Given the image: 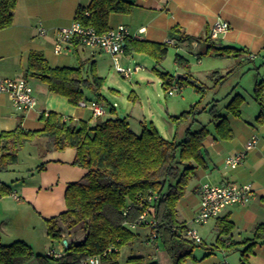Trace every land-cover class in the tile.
<instances>
[{
    "label": "trees",
    "instance_id": "16d2710c",
    "mask_svg": "<svg viewBox=\"0 0 264 264\" xmlns=\"http://www.w3.org/2000/svg\"><path fill=\"white\" fill-rule=\"evenodd\" d=\"M15 3L16 0H0V30L12 25ZM133 8L126 0H92L87 7L77 8L74 21L101 34L109 29L111 14H129ZM172 32L179 34V29L173 28ZM178 40L195 39L180 35ZM195 41L205 44L207 50L211 49L218 57L231 56L235 60L225 75L219 76L215 71L208 76L216 86L224 83L235 67L249 61V53L243 49L221 47L209 37ZM73 45L80 46L76 42ZM168 48L165 43L128 38L124 53L150 56L155 62L153 70L165 85L167 75L157 67L166 57ZM83 68L82 64L75 68L51 67L41 53H31L25 76L44 83L49 92L67 98L72 106L86 98V91L99 102L103 78L93 67L87 71ZM191 79L187 75L185 82L193 85L197 93L204 94L205 86ZM263 92L264 80L256 81L253 99L259 103ZM215 102L208 111L200 110V102H197L178 116H170L177 129L185 127L182 136L172 140L164 138L152 124L135 132L123 116L97 118L90 126L86 121H74L54 112L41 113V129L27 131L17 127L0 134V172H8L17 163L19 152L36 139L46 140L47 152L75 151L73 164L85 170V175L68 185L65 211L46 220L51 245L66 241L58 264H81L82 260L94 256H100V264H117L120 249L133 245L140 237L137 230L143 228L150 231L147 239L150 233L156 232V240L172 264H184L188 259L195 260L192 254L199 245L184 236L186 226L177 220L176 207L194 178L196 168L205 167L202 142L209 135L205 125L192 129L197 122L195 116L208 112L218 138L229 140L233 136L227 120L217 109L218 101ZM243 102V97L235 94L225 110L232 117H240ZM262 117L260 113L256 121L261 122ZM41 169L42 164L36 171ZM141 216L144 221L136 223ZM217 228L219 234L227 235L233 227L223 218ZM223 246L230 249L232 245L227 239ZM49 261L46 255L35 254L22 241L0 242V264H50ZM129 262L157 264L144 262L141 257H130Z\"/></svg>",
    "mask_w": 264,
    "mask_h": 264
},
{
    "label": "crops",
    "instance_id": "0c3cea01",
    "mask_svg": "<svg viewBox=\"0 0 264 264\" xmlns=\"http://www.w3.org/2000/svg\"><path fill=\"white\" fill-rule=\"evenodd\" d=\"M43 1L47 2L16 0L12 10V25L0 30V78L25 79L37 101L34 109L18 112L13 108L9 96L0 94V134L17 127L27 131L39 130L42 128L40 114L48 112L74 121L88 122L83 117V112L72 106L67 98L49 92L44 83L34 78H26L25 73L30 54L41 53L51 67L75 68L82 64L85 71L93 67L101 77L98 72L101 62L104 61L101 54H106L99 49L81 46L75 48L70 44L64 45L61 53L54 51L57 31L70 26L74 22L77 8L87 7L92 0H61L59 23L45 29L41 25L37 27L32 18V14L37 10L34 3ZM126 1L133 4L132 12L111 14L108 27L111 29L124 26L128 30L129 38L153 43H165L166 40L173 39L176 41L174 47L182 51L183 47L189 48L190 41H179L180 35L203 40L208 37L214 22L219 20L226 22L229 30L217 40H212L216 45L243 49L249 53V61L255 60L264 52V0ZM40 28L44 29L45 33H40ZM173 28H178L179 34L173 33ZM205 50L207 52V48ZM196 55L197 59H200L199 55ZM176 57L178 60L174 61L178 65L187 62L182 54H177ZM123 58L126 57L121 59ZM254 102L250 116H244L243 104L241 115L237 118L227 113L226 105L223 107L224 111L220 112V115L229 124L233 135L231 139L218 138L213 124L211 129L207 128L209 135L202 142L205 167L196 168L194 178L189 182L185 195L176 207L177 220L183 223L186 229L197 228L202 241L198 244L202 250L192 254L195 260L188 259L184 264H219L223 261L227 264H264V92L260 102ZM109 111H113V108ZM260 113H263V117L262 121L258 122L256 118ZM94 122L95 119L93 124ZM252 135H256L258 139L255 147L246 152L243 161L235 168L226 166L225 160L228 157L245 152V144ZM29 144L38 150V165L33 166L34 168L32 165H21L18 156L17 163L12 165L8 172H0V242L3 244L22 241L31 247L41 235L50 240L46 220L65 211V191L68 185L78 182L85 175V170L73 164V149L47 152L46 140L43 138ZM41 164L43 169L36 171ZM2 173L6 175H1ZM204 183L249 184L254 190V195L244 206H229L205 224H194L192 220L200 201L199 188ZM223 218L229 220L233 227L227 235L219 234L217 228ZM143 229L137 230L141 236L144 234ZM145 234L146 238L148 233ZM227 239L232 245L230 249L223 246ZM58 245L59 249H64L63 243ZM51 247L52 245L48 249L44 248V254ZM146 260L145 262L154 261L157 264H172L165 253L155 252V256H149Z\"/></svg>",
    "mask_w": 264,
    "mask_h": 264
},
{
    "label": "rangeland",
    "instance_id": "374dc122",
    "mask_svg": "<svg viewBox=\"0 0 264 264\" xmlns=\"http://www.w3.org/2000/svg\"><path fill=\"white\" fill-rule=\"evenodd\" d=\"M42 3H34L37 5L35 6L37 10L32 14L33 22H36L37 27L41 25L44 29L58 24V15L62 11V1L47 0L46 3L44 1ZM205 47V44H200L195 50H191L189 46V48L183 47L182 51H178L176 47L169 46L166 57L157 67L160 72L167 75V84L165 85L162 78L153 70L155 62L148 55L124 53L121 56V58L126 57L120 60L123 68L133 69L135 65L141 67L139 72L133 73L129 79H126L115 71L110 57L101 54V59H104V61L101 62L98 72L101 78H103V86L99 92L101 96L99 102L107 110V114L102 119L111 116H123L129 119L131 128L136 131H139L142 126L152 124L164 138L172 140L175 136L180 137L185 127L182 126L177 129L175 124L170 121V116H178L182 112L189 110L197 102H200V110L206 108V111H208L210 106L215 101H218L217 103L215 102L217 109L223 112V107L234 95L240 94L245 101L242 106L244 116H250V111L253 110L252 105H255L252 98L254 82L256 80H264V52L263 54H259L255 60L247 61L243 65L235 67L234 72L229 75L228 79L216 86L214 81L208 76L215 71L218 72L219 76L225 75L234 65L235 60L232 57H218L210 49L206 52ZM177 54L184 55V58L187 60L184 65L175 63L174 57ZM196 54L199 55L200 59H197L198 56ZM177 74L189 75L192 78L190 81L195 80L197 83L203 84L206 92L204 94L197 93L194 86L185 82L186 80L176 79ZM171 89L173 94L168 95L167 91ZM85 97L83 99L85 104L94 101L92 95L87 91L85 92ZM85 99L87 100L85 101ZM76 108L83 112V117L88 120V123L93 124L94 118L87 108L80 106H76ZM110 108H113V111L110 112ZM206 111H202L195 116L197 122L192 129H198L200 125H205L208 129L213 127L212 123H210L211 116ZM37 152V148L29 143L26 144L18 154L20 164H25L26 167L38 165L40 157ZM1 175L6 174L2 173ZM143 230L144 234L140 235L133 245L120 249L117 264H135L129 262V258H138L136 257L138 255H142L141 258L145 262L149 256H155V252L159 254L164 253L157 240L152 243H148L147 240L144 241L145 233L149 234L150 231L149 229ZM196 230L198 231L197 228ZM64 238H67V236ZM36 239V242L31 245L32 251L35 254L46 255L47 252L45 254L44 252L51 245L50 240L44 238L43 235ZM63 241L65 240H62L61 243ZM58 246V244H54L52 249L58 251ZM200 249L199 247L194 249V254ZM49 263L51 264V261ZM27 264L34 263L29 262Z\"/></svg>",
    "mask_w": 264,
    "mask_h": 264
},
{
    "label": "built area",
    "instance_id": "2783aa9c",
    "mask_svg": "<svg viewBox=\"0 0 264 264\" xmlns=\"http://www.w3.org/2000/svg\"><path fill=\"white\" fill-rule=\"evenodd\" d=\"M229 30V25L224 21H215L209 30L208 37L211 40H217L220 35ZM40 33H45V30L40 28ZM129 38L128 30L120 25L116 28L108 29L104 33H98L91 27H85L80 22L74 21L70 26L60 28L57 31L54 51L61 53L64 45L78 43L83 48H97L111 59L115 71L122 77L129 79L133 73L141 70L139 65H135L133 69L123 68L120 64L121 56L124 54V46L126 39ZM168 46H174L176 41L168 39L165 41ZM191 50L199 47L196 41L190 42ZM168 95L173 94L172 89L167 91ZM0 94H7L11 99L13 108L18 112H25L36 107L37 101L33 94V90L25 79H2L0 78ZM86 101V100H85ZM77 106L87 108L94 119L104 117L107 112L105 107L98 101H90L85 104L83 100L79 101ZM257 136L252 135L245 144V152L228 157L225 160L226 166L235 168L245 158L246 152L252 150L257 143ZM200 201L198 210L192 220L194 224H205L208 220L219 216L224 209L229 206L248 204L254 195V190L251 185L243 184H223L212 185L204 183L199 188ZM13 197L16 198L15 194ZM144 221V216L139 217L136 223ZM153 226V222L149 223ZM184 236L196 244H200L201 238L195 229H186ZM156 240V232L150 233L147 239L148 243ZM157 249V247H156ZM63 247L58 251L52 249L47 252L46 256L51 260V264H58L62 257ZM110 249L107 250V253ZM105 255V254H103ZM81 264H100V256L88 257L81 261ZM219 264H227L225 261Z\"/></svg>",
    "mask_w": 264,
    "mask_h": 264
},
{
    "label": "water",
    "instance_id": "95a60500",
    "mask_svg": "<svg viewBox=\"0 0 264 264\" xmlns=\"http://www.w3.org/2000/svg\"><path fill=\"white\" fill-rule=\"evenodd\" d=\"M176 79L187 80V76H183L181 74H177L176 75ZM63 244L66 246V241H63Z\"/></svg>",
    "mask_w": 264,
    "mask_h": 264
}]
</instances>
